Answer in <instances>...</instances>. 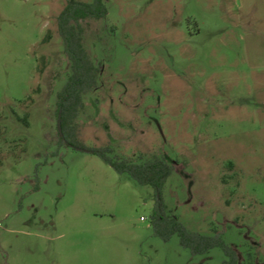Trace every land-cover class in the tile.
<instances>
[{"label":"rangeland","instance_id":"374dc122","mask_svg":"<svg viewBox=\"0 0 264 264\" xmlns=\"http://www.w3.org/2000/svg\"><path fill=\"white\" fill-rule=\"evenodd\" d=\"M66 1L0 0V264H225L154 234L152 186L57 143ZM104 1L83 22L101 72L79 139L164 157L168 212L264 264V0Z\"/></svg>","mask_w":264,"mask_h":264},{"label":"trees","instance_id":"16d2710c","mask_svg":"<svg viewBox=\"0 0 264 264\" xmlns=\"http://www.w3.org/2000/svg\"><path fill=\"white\" fill-rule=\"evenodd\" d=\"M108 8L104 0H67L56 17L57 30L62 38L64 52L69 60L70 72L65 84L57 93L56 115L59 145L94 154L107 162L115 171L128 173L143 185L154 190L155 204L150 216V224L156 236L164 241L177 234L181 246L192 255L203 254L214 247L223 250L225 264H242L239 250L228 244L222 234L213 228L212 234H202L189 230L176 215L168 212L163 189L174 169L164 157L154 156L147 160L131 162L127 158L111 156L112 148L89 146L78 137L77 119L85 107V96L98 87L101 66L95 63L84 45L83 22L89 19H104ZM21 120L27 124L26 116ZM246 264H257L252 253H247Z\"/></svg>","mask_w":264,"mask_h":264}]
</instances>
